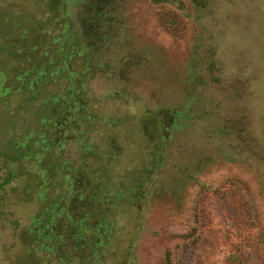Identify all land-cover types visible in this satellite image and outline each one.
Segmentation results:
<instances>
[{
    "label": "rangeland",
    "instance_id": "rangeland-1",
    "mask_svg": "<svg viewBox=\"0 0 264 264\" xmlns=\"http://www.w3.org/2000/svg\"><path fill=\"white\" fill-rule=\"evenodd\" d=\"M81 263L264 264V0H0V264Z\"/></svg>",
    "mask_w": 264,
    "mask_h": 264
},
{
    "label": "trees",
    "instance_id": "trees-1",
    "mask_svg": "<svg viewBox=\"0 0 264 264\" xmlns=\"http://www.w3.org/2000/svg\"><path fill=\"white\" fill-rule=\"evenodd\" d=\"M92 9L94 10L93 11V19L96 20L102 13L100 12V10L98 8H92ZM84 63L86 65L87 62L85 61ZM86 68H88V66H86ZM83 167H84L83 168V172H84L85 170L88 169L89 165L83 166ZM91 167H93V166H91ZM83 182L84 183H82L83 185H81V187L78 186V188L74 189L76 196L75 197L73 196L74 199L77 197L76 199H79V201L82 202L81 203L82 204V207H81L82 208V212H81L82 215L80 216V218L77 217L78 211H79V208H77V210H75V212H77V215L75 214L76 218L72 222H71L72 219L69 216H67L68 214H66V217L68 218L67 222L71 223L72 226L75 228V231H76V233L72 234L73 239L78 244V247L80 249L78 254L76 255V257L79 258L80 260L83 259V261H86V257H88L94 261V256L95 255L97 256V254L95 253L96 247L102 248L101 246H103L105 240H107L108 238L110 239L112 237V231L110 230L108 224L106 225V224H104V221L102 222V220H104L102 218H100V220L96 223V225H94L92 227L88 226L87 221L89 220L90 216H92L94 218L101 217L99 210H101L103 202L106 201L107 204H109V203L113 204V198L116 196H115V193L112 192V190H110L109 187H107L106 185H99L96 189H92V188H87V186H85V183H87L86 177H84ZM117 183L121 186V188H119V190H122L123 184H121V177ZM104 186H106L108 188V191L103 192ZM95 190L101 191L102 194L104 193L103 195H101L102 197H99L98 194H95L94 192H92ZM81 191L83 192V194H82L83 196L79 195V193ZM56 206H58V205H56ZM57 222H59V221H55L54 225ZM54 225H52V227H50L48 229V232H52L53 237L57 236V235H60L62 237L63 233H62L61 224H59V226H57V227H54ZM86 228H92L94 230L93 232H91L90 238H88L86 236V233H84L86 231ZM47 237H49V236H47ZM64 243H63V245H64ZM88 244L92 245V249L90 248L89 252L85 250L86 252H88L87 254H85L83 249L87 248ZM72 248H74V246ZM92 251H94V252H92ZM97 260L99 261L98 257H97ZM81 264H85V263H81Z\"/></svg>",
    "mask_w": 264,
    "mask_h": 264
}]
</instances>
